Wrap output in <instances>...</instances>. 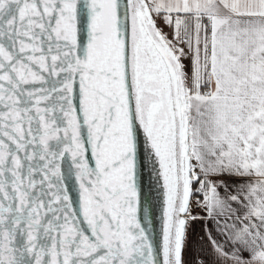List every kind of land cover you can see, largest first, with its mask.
Returning <instances> with one entry per match:
<instances>
[{"label": "snow or ice", "instance_id": "6c2138e0", "mask_svg": "<svg viewBox=\"0 0 264 264\" xmlns=\"http://www.w3.org/2000/svg\"><path fill=\"white\" fill-rule=\"evenodd\" d=\"M0 264H264V0H0Z\"/></svg>", "mask_w": 264, "mask_h": 264}, {"label": "water", "instance_id": "95a60500", "mask_svg": "<svg viewBox=\"0 0 264 264\" xmlns=\"http://www.w3.org/2000/svg\"><path fill=\"white\" fill-rule=\"evenodd\" d=\"M146 187H145V193L148 195L149 199H151L152 204L155 206L154 211L156 213L155 219H154V224H155V230L156 232L159 231V213H160V208H159V200L156 199V193L152 192L150 188L147 187V181ZM73 196H75V192L73 191L72 193Z\"/></svg>", "mask_w": 264, "mask_h": 264}, {"label": "crops", "instance_id": "0c3cea01", "mask_svg": "<svg viewBox=\"0 0 264 264\" xmlns=\"http://www.w3.org/2000/svg\"><path fill=\"white\" fill-rule=\"evenodd\" d=\"M197 227H199V226H197Z\"/></svg>", "mask_w": 264, "mask_h": 264}]
</instances>
